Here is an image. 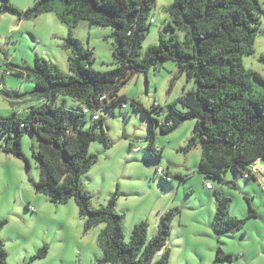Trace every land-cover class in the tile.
<instances>
[{
    "label": "trees",
    "instance_id": "obj_1",
    "mask_svg": "<svg viewBox=\"0 0 264 264\" xmlns=\"http://www.w3.org/2000/svg\"><path fill=\"white\" fill-rule=\"evenodd\" d=\"M152 2L37 0L25 12L14 7L10 0H1L0 4V14L17 15L22 20L55 13L59 21L69 27L65 48L73 54L69 58L71 74L63 73L45 59L36 58L34 67L26 69L36 80L31 97L41 100V105L31 106L25 118L17 113L0 118V134L9 139L4 152L26 161L30 167L22 150V137L25 131H33L37 141L33 157L39 168L36 191L54 204L74 200L85 231L103 227L98 245L103 254L101 262L106 264H168L172 221L179 210L161 216L157 234L150 241L147 222L137 224L130 241H126L124 216L116 211L118 191L107 205L93 208L92 195L83 187V177L99 161L98 154L90 152L92 142L111 144L104 130L103 110L117 107L130 108L132 112L143 110L149 116L152 134L156 126L163 134H168L182 123L195 120L194 136L185 151L201 144L199 172L206 177L222 180L232 167L245 179L257 180L252 168L264 160V77L243 64V58L255 52V36L264 15L262 0H172L167 10L172 22L167 28L184 32V41L162 37L158 45L142 55ZM82 21L115 29V68L106 72L93 69V51L86 49L74 35V29ZM154 22L155 18L151 20ZM168 61L177 62L181 73L193 80L195 87L170 104L161 122L153 117V113L161 109L159 104L147 110L136 99L121 96L120 91L134 75L147 73ZM261 61L264 64V55ZM60 95L70 96L83 107L68 109L58 104ZM20 96L18 94L17 98ZM96 113L99 119H94ZM85 116L91 117L99 133L82 127ZM155 141L156 135L147 149L161 166L163 148H158ZM216 200L214 230L218 233L242 231L246 219L228 216L231 199L216 190ZM256 215L254 211L251 217ZM4 224L0 221V233ZM46 249L39 257L45 256ZM162 249L164 253L158 257ZM7 259L5 243L0 237V264H8ZM232 260L231 255L218 247L214 264Z\"/></svg>",
    "mask_w": 264,
    "mask_h": 264
},
{
    "label": "rangeland",
    "instance_id": "obj_2",
    "mask_svg": "<svg viewBox=\"0 0 264 264\" xmlns=\"http://www.w3.org/2000/svg\"><path fill=\"white\" fill-rule=\"evenodd\" d=\"M36 1L10 0V3L25 12ZM172 3L153 0L142 55L158 45L162 37L184 41V32L167 28L172 22L167 12ZM261 3L264 10V0ZM153 18L155 22L151 23ZM114 32L112 27L87 21L74 29L83 46L93 51L92 66L96 71L116 67ZM68 36L69 27L55 13L22 20L17 15L0 14V118L14 113L25 118L31 106L41 105V100L31 97L36 80L26 69L34 67L36 58L71 74L69 58L73 54L65 48ZM263 55L264 15L255 36V52L243 58L245 68L264 77ZM6 71L12 74L7 75ZM194 87V81L181 73L178 63L168 61L147 73L134 75L120 95L136 99L147 110L159 104L161 109L153 117L164 122L170 104ZM57 102L68 109L83 107L67 95H60ZM101 115L105 117L104 130L111 144L92 142L90 152L98 154L99 161L84 175L83 187L92 195L93 208L107 205L118 191L116 211L124 216L126 241H130L134 227L142 222L148 224L150 241L157 234L161 216L179 210L172 221L168 264H214L218 247L233 257L232 261L220 264H264V175L258 172L264 173V160H260L261 166L252 168L257 180L245 179L232 167L222 180L206 177L199 172L201 144L185 151L194 136L195 120L182 123L168 134L156 126L152 134L149 116L143 110L132 112L130 108L117 107L105 109ZM82 127L100 132L89 116H85ZM154 135L156 146L163 148L161 167L174 174L171 182L157 175L159 164L147 149ZM8 142L7 135L0 134V221L5 222L0 237L8 253V264H106L101 262L103 254L98 245L103 227L85 231L74 200L54 204L36 191L39 168L33 157V149L37 148L33 131H25L22 137V150L30 167L26 161L4 152ZM207 183L215 189H208ZM216 190L231 199L229 217L246 219L242 231L214 230ZM254 211L257 215L251 217ZM45 247V256L39 257Z\"/></svg>",
    "mask_w": 264,
    "mask_h": 264
},
{
    "label": "built area",
    "instance_id": "obj_3",
    "mask_svg": "<svg viewBox=\"0 0 264 264\" xmlns=\"http://www.w3.org/2000/svg\"><path fill=\"white\" fill-rule=\"evenodd\" d=\"M6 74L9 75V74H10V71H7ZM87 111H88V110H87ZM99 118H100V115H98V114L96 113V114L94 115V119H99ZM158 148H159V147H158ZM157 175L160 176V177H163V178L165 177L166 180L169 181V182H171V181H172V178H173V177H172L173 175H171V174L169 175L168 172H167L163 167H161V166H159V167L157 168ZM245 177L248 178L249 175L246 174ZM207 187H208V188H212V185H211L210 183H208V184H207ZM163 253H164V249H162V250L158 253V257H161V256L163 255Z\"/></svg>",
    "mask_w": 264,
    "mask_h": 264
},
{
    "label": "crops",
    "instance_id": "obj_4",
    "mask_svg": "<svg viewBox=\"0 0 264 264\" xmlns=\"http://www.w3.org/2000/svg\"><path fill=\"white\" fill-rule=\"evenodd\" d=\"M258 164H259V166H261L260 165V161H258L257 162V164H255V165H257L258 166ZM254 165V166H255ZM262 167H264V166H262ZM167 170H169V168L167 169ZM170 171V170H169ZM90 172V171H89ZM260 174H263L264 175V173H262L261 171H258ZM171 173V175H173L172 177H174V174L172 173V172H170ZM257 179H259V178H257ZM173 181V180H172ZM208 184V183H207ZM211 184V183H210ZM212 185V184H211ZM208 189H215V187H213V185H212V188H208ZM215 211H216V209H215ZM169 243V242H168Z\"/></svg>",
    "mask_w": 264,
    "mask_h": 264
}]
</instances>
